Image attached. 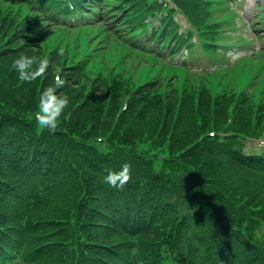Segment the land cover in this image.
Wrapping results in <instances>:
<instances>
[{
	"label": "trees",
	"instance_id": "trees-1",
	"mask_svg": "<svg viewBox=\"0 0 264 264\" xmlns=\"http://www.w3.org/2000/svg\"><path fill=\"white\" fill-rule=\"evenodd\" d=\"M165 1L0 0V264H215L223 254L234 264H264V152L242 149L246 136L264 137V100L211 75L202 85L170 81L165 70L134 81L141 71L129 61L107 67L101 57L108 52L98 43L87 59L84 50L99 40H77L102 22L134 46L145 40L147 47L171 46V54L190 48L189 29L176 33L171 2L213 54L211 35H219L221 21L208 11L211 0ZM61 33L72 38L66 50L52 39ZM20 55L47 58L51 66L22 82L13 67ZM89 60L105 63L106 79L67 91L74 73H94ZM60 74L65 84L56 91L69 104L55 132L42 130L35 120L40 97ZM88 94L104 101H85ZM245 104L246 116L234 113ZM87 109L93 119L75 115ZM133 113L155 123L128 120ZM219 133L229 137L220 141ZM125 163L131 180L122 190L104 182L107 170ZM230 165L252 184L246 193L223 180ZM132 237L139 255H130Z\"/></svg>",
	"mask_w": 264,
	"mask_h": 264
},
{
	"label": "rangeland",
	"instance_id": "rangeland-1",
	"mask_svg": "<svg viewBox=\"0 0 264 264\" xmlns=\"http://www.w3.org/2000/svg\"><path fill=\"white\" fill-rule=\"evenodd\" d=\"M257 3L263 4L264 0H243V9L240 12L241 13L240 17H241L243 22L248 23L250 21V19L254 15H256V14H254V13H256L254 10H255ZM210 8L211 9H218V8H215V6H211ZM215 11H218V10H215ZM219 11L220 12L215 13L216 19H226L229 17V13H231L230 9H228L229 13L225 12L224 10H219ZM174 20L178 23V25H180V30H179L180 32L185 27H187V23L181 15H177L174 18ZM91 21L92 20L85 21V22L90 24ZM260 23H262V22H256L254 24V26L261 27V25H259ZM48 29H49V27L47 28V30ZM245 29H247V27ZM245 29L242 28L240 30V32L246 36L247 32ZM111 35H112V33H111L109 26L107 24H103L102 22H100L98 25H96V27H92L91 30L85 31V33L83 35H78L77 40H81L84 42H92V41H96V40L104 41V40L110 39L112 37ZM225 35H228V33ZM249 38H251V37L249 36ZM52 39H53V41H55L58 44V48H60L62 50H66V48H70V45L72 43V38L70 37V35H67L66 33L58 34V36H56V39H55V37ZM116 40H118L117 42L121 41L122 44H128V40L124 39L122 37H117ZM195 40H196V36L193 38V41H195ZM200 42H201V40H198L197 43L195 44V46L191 49L190 55H188L186 53V56L183 59V60H187V62H188L187 67H188V70L190 73H188V71H186L182 68H179L178 70H176V73L178 74V77L180 78V80L187 79L188 80L187 83H196V82H200L202 84L206 83L207 81H204L201 78V75L213 72L214 70L221 67L223 65V63L225 64L224 66H232L235 64V62L239 58H241L243 56L253 57V53L259 47V44L257 41L252 42V45H253L252 47H254V48H252V47L247 48V47H243V46H234L233 48H231L229 55H226V57L224 59H222V55H219L216 58V57H211V56L205 54L204 52H202L199 49V43ZM44 43L46 45L51 44L50 41H45V42H43V44ZM115 49L117 51V59H118L119 64L123 63L124 60L128 61V53L121 46H118V43L115 45ZM71 51H73V50H71ZM182 53H183V51H182ZM108 55H109V57H107L106 55H102V57H101L102 60H108L110 58L111 54H108ZM73 57H74V59H77V56L76 57L72 56V58ZM162 58L164 59L165 62L176 63V61H170L168 59V56L162 57ZM251 59L254 60V58H251ZM154 60L157 61L156 59H154ZM214 60H216V61H214ZM54 62L55 61H53V64H54ZM152 62H153V59L151 57H147L146 55H143L141 57V65L142 66L150 65ZM178 64H180V63H178ZM104 65H105L104 62H99L98 60H95L92 62L90 60L87 61L86 68L90 69L91 67L93 68L95 66L94 70H91V71H94V73H88L86 70H84L86 72V75H84V76H82L81 74H75L74 73L73 75L76 78L75 84H73L74 80H71V82L68 85V89H66V90L67 91L70 90V92L78 94V93H80L81 87L84 86V84L86 82H87V84L91 83V85H95V83H97V85H98V82H99L98 80L102 78V75H103L102 73L106 72V71H102V70L106 69V67H104ZM260 65H262V61L257 62V66H251L249 68L235 67L228 72L227 76H220V79L223 81V79L225 78L226 79L225 82L230 84L231 86H237V87L242 86L243 92L248 93L250 96L254 95L256 97L257 101L258 100L262 101V100H264V82H262L261 80L264 78V64H263V66H260ZM107 66H108V63H107ZM60 67H62V66H60ZM100 67H102L103 69ZM254 67L258 68L260 76H259V78H251L249 80L250 75L254 71V69H253ZM155 68L157 69L158 66H155ZM84 71H82V72H84ZM142 72L145 75L144 79H149V78L153 77L154 75L155 76L159 75L158 71H153V70H151V68L148 71L142 70ZM193 72H198L199 74H195ZM114 73H117V67L114 68ZM139 74H140L139 71L136 73V75L132 74L133 77H131V80L137 81ZM219 74H220V72H217V76ZM59 76H61V74ZM103 77L106 79L105 75H103ZM50 86L53 88V85L49 84V86L46 87V89L50 88ZM83 94H84V90H83ZM127 94H130V91L127 92ZM63 96H66V95H63ZM132 96H134V94H132ZM186 96H187V94H186ZM86 98L87 99L85 101H88L90 99L93 102H95L96 105H98V103H101L99 101V99H102L104 101V97L101 94L99 97H97L96 94L95 95H93V94L89 95L88 94V97H86ZM129 100H128V102H129ZM228 102H230V100L227 101V104H228ZM127 103H123L122 105H120L121 108L125 109L127 106ZM260 104H262V102ZM106 105L109 106V103H106ZM138 105H139V103H138ZM253 107H255V106L253 105ZM121 108H120V110H121ZM138 108H139V106H137V108L135 110L139 111ZM246 108H247L246 104L240 105L239 108H234V113H235V110L240 109V111L242 112V116L244 117V116H246V114L249 113V110L246 111ZM120 110H118L119 113L122 111V110L121 111ZM74 112H75L76 116H80L81 118H84L86 120L88 119L89 116H92L91 119H93V117L95 115L93 110L89 111V109L79 110L77 112L76 111H74ZM139 112H141V111H139ZM251 116H252V113L250 114V117ZM131 117H135L134 121H138V119H143V122H144L148 119L150 124H154L155 120H156V118H148L147 116H145L144 114H141V113H136V114L133 113V115L127 116V119L130 120ZM263 120H264V115H263ZM146 124H147V122H146ZM131 125L134 127L136 126L135 123H133ZM262 132H264V129L261 130V133ZM255 142H254L255 144L252 143V145L255 147H258V145H260V142H257V141H255ZM250 145H251V143L250 144L247 143V148ZM225 167L228 169L229 175H228V177H224L223 180L225 179V181L228 184L232 185L233 188L235 187L241 193H246L249 189L252 188V184L249 181H247V183H244V178H242L241 172H234L235 168H232L231 165H230V168L227 166H225ZM249 180L252 182L253 181H258V182L263 181L261 178L258 179V178H253V177H250ZM242 183H244V189L241 191L239 188L243 186ZM262 183L264 184V182H262ZM198 197L200 200L206 199L207 198V192L204 191L202 193H198ZM262 231H264V230H262Z\"/></svg>",
	"mask_w": 264,
	"mask_h": 264
},
{
	"label": "clouds",
	"instance_id": "clouds-1",
	"mask_svg": "<svg viewBox=\"0 0 264 264\" xmlns=\"http://www.w3.org/2000/svg\"><path fill=\"white\" fill-rule=\"evenodd\" d=\"M62 54V51H61ZM51 62L47 58L29 57L20 55L13 61V67L19 74L18 78L22 82L32 83L43 76ZM65 81L57 75L55 78V88L45 89L40 97L38 111L35 113V120L38 128L55 132L58 127V120L68 107L69 99L63 94H57L56 89L62 88ZM131 180V165L125 163L119 171L107 170L104 182L112 188L122 190Z\"/></svg>",
	"mask_w": 264,
	"mask_h": 264
}]
</instances>
